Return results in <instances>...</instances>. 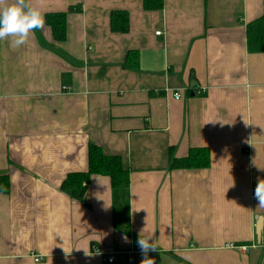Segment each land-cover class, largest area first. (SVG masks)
<instances>
[{
	"label": "crops",
	"instance_id": "obj_1",
	"mask_svg": "<svg viewBox=\"0 0 264 264\" xmlns=\"http://www.w3.org/2000/svg\"><path fill=\"white\" fill-rule=\"evenodd\" d=\"M31 3L45 17L67 13L66 37L45 23L19 48L0 40V175L10 181L0 264H140L141 229L155 264H264L253 196L264 180V52L247 37L264 0H164L151 11L144 0ZM113 11L129 13L128 32L112 30ZM91 144L120 156L130 182L93 175L77 200L62 184L89 170ZM197 149L208 167H171Z\"/></svg>",
	"mask_w": 264,
	"mask_h": 264
},
{
	"label": "trees",
	"instance_id": "obj_2",
	"mask_svg": "<svg viewBox=\"0 0 264 264\" xmlns=\"http://www.w3.org/2000/svg\"><path fill=\"white\" fill-rule=\"evenodd\" d=\"M164 0H144V9L161 10ZM65 12L49 13L45 17L46 24L52 28L56 40L66 37ZM111 28L114 32L126 33L129 31V13L127 11H113L111 14ZM248 50L250 52H264V16L247 25ZM210 164L208 149L193 150L187 157H172L171 167L176 168H204ZM100 174L108 176L113 188L129 186L130 173L123 166L120 156L108 155L95 144L89 148V170L86 172L70 173L62 184V190L72 198L82 200L92 176ZM10 181L7 175H0V192L9 193ZM119 227V225H117ZM126 231H129L126 230Z\"/></svg>",
	"mask_w": 264,
	"mask_h": 264
},
{
	"label": "clouds",
	"instance_id": "obj_3",
	"mask_svg": "<svg viewBox=\"0 0 264 264\" xmlns=\"http://www.w3.org/2000/svg\"><path fill=\"white\" fill-rule=\"evenodd\" d=\"M45 23L42 8L33 6L31 0H14L13 3L0 0V40L8 39L12 48L27 44L34 31L43 29ZM254 198L258 202L256 207L264 208V180L258 181ZM143 232L144 229H141L136 241L143 257L140 264H155L148 254L157 251L156 241L151 233L142 235ZM122 239L125 243L131 242L127 235Z\"/></svg>",
	"mask_w": 264,
	"mask_h": 264
},
{
	"label": "built area",
	"instance_id": "obj_4",
	"mask_svg": "<svg viewBox=\"0 0 264 264\" xmlns=\"http://www.w3.org/2000/svg\"><path fill=\"white\" fill-rule=\"evenodd\" d=\"M157 34L160 35V34H161V31H158ZM204 90H205L204 88H203V89H199V90L197 91V94H201V93H203ZM174 96H175L176 99H181V96H182V95H181L180 91H176V92L174 93ZM255 188H256V187H254V189H253V196H254ZM231 246L234 247L233 245H231ZM95 251H96V252H99V250H95ZM39 260H40V257H36V258H35V261H36V262H38ZM114 260H115V257H114V256H111V257L108 258V261H109L110 263L114 262Z\"/></svg>",
	"mask_w": 264,
	"mask_h": 264
},
{
	"label": "water",
	"instance_id": "obj_5",
	"mask_svg": "<svg viewBox=\"0 0 264 264\" xmlns=\"http://www.w3.org/2000/svg\"><path fill=\"white\" fill-rule=\"evenodd\" d=\"M263 229H264V218L261 217V218L258 220V223H257V226H256L257 236H258V239H259V240L262 238Z\"/></svg>",
	"mask_w": 264,
	"mask_h": 264
},
{
	"label": "bare ground",
	"instance_id": "obj_6",
	"mask_svg": "<svg viewBox=\"0 0 264 264\" xmlns=\"http://www.w3.org/2000/svg\"><path fill=\"white\" fill-rule=\"evenodd\" d=\"M66 88V87H65ZM181 93V92H180ZM112 256H114V255H112ZM111 257V256H110ZM115 257V256H114ZM36 258V257H35ZM41 259V258H40ZM39 262V261H38ZM113 263V262H112Z\"/></svg>",
	"mask_w": 264,
	"mask_h": 264
}]
</instances>
